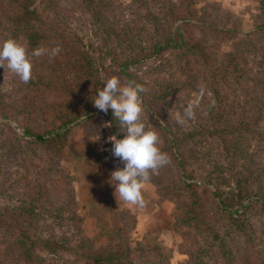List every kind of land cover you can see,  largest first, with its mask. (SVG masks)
<instances>
[{
    "label": "rangeland",
    "instance_id": "374dc122",
    "mask_svg": "<svg viewBox=\"0 0 264 264\" xmlns=\"http://www.w3.org/2000/svg\"><path fill=\"white\" fill-rule=\"evenodd\" d=\"M101 1L94 11L85 0H37L34 6L41 14L33 22L49 32L46 46L60 42L68 61L77 62L85 74L79 77L81 86L42 95L0 67V213H5L0 237L18 232L25 207L37 213L33 219L40 238L65 246L38 248L50 264H85L84 242L100 247L110 240L133 249L138 264H227L220 241L237 254L228 264H246L240 260L244 254L264 264L263 83L256 91L261 99L250 100L257 94L250 88L264 80V33L254 37L263 49L247 50L253 72L245 77L243 89L220 73L199 80L178 74L186 60L202 63L192 56L189 42L202 36V26L194 24L204 12L214 11L206 19L211 26L235 30L225 34L232 39L210 30L206 41L201 40L200 49L206 44L221 49L214 60L220 63L247 32L264 28L263 0H172L175 9L169 0ZM186 13L191 21L181 19ZM5 18L0 10V42L15 38L24 44L22 26L9 28L11 20ZM182 38L189 45L181 44ZM31 41L26 43L32 45L30 51L37 48ZM171 41L179 48L165 45ZM159 42L160 52H152ZM51 46L55 49V43ZM137 54L145 59L129 67L130 78L119 61ZM53 56L48 51L33 58L37 73L30 82L37 87L47 82ZM113 76L122 84L143 86L141 120L159 134L169 158L150 172L143 206L122 198L118 203L109 183L111 173L125 166L113 155L109 137L123 138L125 133L113 110H98L93 99ZM248 108L254 114L244 119L246 125L239 124ZM28 124L42 133L51 131L45 137L64 135L47 145L33 144L30 136L31 143L22 141ZM236 125L238 131L230 133ZM233 139H240L239 145ZM197 202L204 206L199 209ZM12 206L23 207L16 214ZM192 210L202 213L200 218Z\"/></svg>",
    "mask_w": 264,
    "mask_h": 264
},
{
    "label": "trees",
    "instance_id": "16d2710c",
    "mask_svg": "<svg viewBox=\"0 0 264 264\" xmlns=\"http://www.w3.org/2000/svg\"><path fill=\"white\" fill-rule=\"evenodd\" d=\"M37 0H0V10H2V13L5 15V19H10L9 22V28H14L22 26V32L24 36L26 37L24 40V44L32 43L31 40H35L37 43V48H44L46 49L45 53L50 51V55L52 54V50L54 49L51 45L55 43V48H59V52L53 56L55 58L52 59L53 62H51L52 66H49L48 68V75L47 82H41L39 83V86L37 87V82H28L26 83V88L30 89L33 92H40V94L45 95L46 93H50L52 91H56L57 89L61 88H73L75 86H81L83 84L82 79L79 77H85V74L82 73L78 67L77 62L70 63L68 61V56H66L64 50L62 49L63 46L60 44V42L53 41L56 40V36L53 38V42L46 46L48 43V36L49 32L45 30L40 24H35L33 22V18L38 17V14H41L38 12V9H36L35 3ZM87 4L91 5V11H94L97 9V2L101 5V0H85ZM264 2V0L262 1ZM169 5H173L174 9L177 8L176 4L169 0ZM178 6L181 8V6L178 4ZM264 8V6H263ZM206 11V10H205ZM214 11H206L204 12V18L201 15L202 20H197L195 22L196 24L202 26V36L198 37L195 42H187L184 38H182V43L185 42V44H188L191 46L189 49L193 50L192 56H198L202 63H198V65H195L193 63L191 65L189 60H186V63L183 64V68H180V72L178 73L180 78H183V76H186L188 78L192 77L193 79H201L210 76L211 78H218L217 76L222 75L221 77L226 79L227 83H237L239 85V88L241 87L243 89V85H246L244 79L248 75V72H253V70L249 71V61L247 60V50L254 48L255 51H259L263 49L262 47H257L255 44V35L257 38L261 37V33H264V28L260 30H251L250 32H247V37L241 39L240 43H238L235 47V52L232 53H226L225 56L222 58L220 63L214 62L218 58V55L220 54V50L218 49V46H206L203 47V49L198 48L201 46V40L206 41V37L210 36V30L211 32H214L215 35H221L224 34L223 37L232 39L233 36H226L229 33L235 34V30L230 27H222V26H211L210 22L207 23L206 19L207 17L213 15ZM154 16V15H153ZM186 17V18H185ZM184 21H191L190 17H188V13L182 17ZM158 17L154 16L153 21H157ZM209 29V31H207ZM209 32V33H208ZM216 32H218L216 34ZM226 34V35H225ZM225 39V40H226ZM64 45L65 42H63ZM241 44L244 45V47H241ZM28 48L32 47L31 44H26ZM166 46L172 45L175 48H179L180 44H175L172 41L167 42L165 44ZM161 43H157L154 46V50L152 52L158 53L160 52ZM163 48V47H162ZM165 48V47H164ZM206 49V52L204 51ZM217 49V50H215ZM196 51V52H195ZM199 51V53H198ZM147 57V56H145ZM149 57V56H148ZM147 57V58H148ZM66 58V59H65ZM133 59V60H131ZM145 59L143 56L137 54L135 58H128L124 60L119 61V65L121 67V72L125 73V75L130 76L131 73L129 71V67L132 64L141 63ZM67 60V63L65 62ZM42 69V68H41ZM69 70V71H68ZM37 73V67H33V76L32 79L34 80ZM255 73V70H254ZM176 73L173 72L171 77H175ZM264 74V73H262ZM81 75V76H80ZM192 79V81H193ZM264 84V80H259L254 85L255 87H251L250 90H253V92L257 94H253L250 97V100L253 99L257 101L258 99H261V95L256 92L258 89H261L260 84ZM87 85V84H86ZM85 85V87H86ZM194 85L197 88V81H194ZM85 87H82L83 89ZM88 88V87H87ZM235 91V90H234ZM42 99V98H41ZM77 104V103H76ZM76 104L74 106H76ZM60 107V106H59ZM215 107V106H214ZM38 109V108H36ZM252 108L245 109L243 113V118L240 120L239 124L246 125L247 122L246 118H249L251 116V113L254 114V111H251ZM261 111V109H259ZM90 110L87 112L89 113ZM240 113V114H241ZM257 116V114H255ZM259 116V115H258ZM76 116H74V120ZM73 121L69 120L66 122L67 124L69 122ZM259 121V120H258ZM26 123H29L27 121ZM238 125V124H237ZM236 125V126H237ZM58 128L61 127L57 126ZM63 127V126H62ZM42 131V130H39ZM35 130L30 124H28L25 127V137H20V139L26 142L28 141V136L31 138V142L33 144H39V145H47L51 142H55V140L61 139L64 134L61 132H57L54 134V137L51 135L48 137H45V133L50 134L51 131L45 130L44 133L39 132ZM214 131H217L215 128ZM222 131V130H221ZM235 131H238V126L232 127V131L230 133H233ZM235 139V138H234ZM233 139V142H234ZM241 141L240 139H238ZM238 140L234 142L235 145H239ZM29 142V143H31ZM58 142V141H57ZM260 145L258 142L257 146ZM185 166H183V172H185ZM213 195L216 197V194L213 193ZM225 203V202H224ZM201 209V206H204L201 202L196 203ZM23 207V206H22ZM22 207H11V212H17ZM223 209H225V206L223 205ZM20 221H22L18 225V232L15 233H9L6 235H3L0 237V264H50L48 259L45 256H42L38 254V248L45 245H50V247H56L59 246L60 248H64L65 246H60L58 243L53 242L52 239H43L42 237L38 235L39 228L36 226L35 220L33 219L34 216H37V213L35 211H30L28 208H22L20 210ZM10 212V214H11ZM192 213L197 217L200 218L202 213H197L195 210H192ZM5 216V213H0V217ZM36 218V217H35ZM246 228V227H245ZM104 233L111 234V231H104ZM110 239V238H109ZM43 243V244H42ZM83 246V252L82 257L85 261V264H138L134 257V251L130 247H126L123 244L119 242H115L114 240H110L107 244L102 245L100 247L95 246L91 243L84 242ZM220 254L225 259V262L228 264L230 263V259L232 257H235L237 254L233 252L230 247H228L227 242L220 241ZM246 264H255V262L252 260L251 256L247 254H244L241 259ZM150 264H154L153 261L150 262ZM169 264V263H167ZM171 264V263H170Z\"/></svg>",
    "mask_w": 264,
    "mask_h": 264
},
{
    "label": "clouds",
    "instance_id": "9594fccd",
    "mask_svg": "<svg viewBox=\"0 0 264 264\" xmlns=\"http://www.w3.org/2000/svg\"><path fill=\"white\" fill-rule=\"evenodd\" d=\"M46 49L35 48L31 51L15 38L0 42V67L7 68L24 83L33 76L34 57L44 55ZM59 48L52 50L56 55ZM142 85L129 82L122 84L113 76L97 89L93 99L94 106L107 113L109 109L119 121V127L125 133L123 138L116 135L109 137L113 142L112 152L125 164L111 173L109 183L114 186L115 196L134 205L143 206V188L149 180L150 172L165 166L169 158L161 150L159 134L154 129H147L141 120L143 105ZM118 194V196H117Z\"/></svg>",
    "mask_w": 264,
    "mask_h": 264
}]
</instances>
